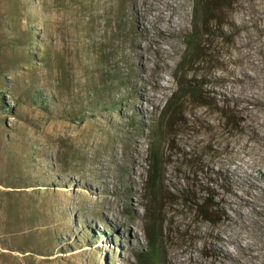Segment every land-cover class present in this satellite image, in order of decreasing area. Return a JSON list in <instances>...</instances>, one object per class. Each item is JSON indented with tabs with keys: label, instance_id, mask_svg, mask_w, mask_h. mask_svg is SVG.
<instances>
[{
	"label": "rangeland",
	"instance_id": "374dc122",
	"mask_svg": "<svg viewBox=\"0 0 264 264\" xmlns=\"http://www.w3.org/2000/svg\"><path fill=\"white\" fill-rule=\"evenodd\" d=\"M152 224L149 264H264V0H0V264H146Z\"/></svg>",
	"mask_w": 264,
	"mask_h": 264
},
{
	"label": "trees",
	"instance_id": "16d2710c",
	"mask_svg": "<svg viewBox=\"0 0 264 264\" xmlns=\"http://www.w3.org/2000/svg\"><path fill=\"white\" fill-rule=\"evenodd\" d=\"M205 14V13H204ZM206 25V19L199 20L196 18L195 27L198 25ZM162 160L161 153L157 149H153L150 155V168L148 173V186L150 188V192L153 196H156L159 192V185L161 180V171H162ZM214 197H207L200 203H198V211L199 213L208 221L216 223L219 220L218 212L215 209ZM147 240L149 244L150 253L146 255H142L143 262L149 264L151 261H155L158 257L159 250V233L156 230L154 224H152V228L147 231Z\"/></svg>",
	"mask_w": 264,
	"mask_h": 264
},
{
	"label": "bare ground",
	"instance_id": "6f19581e",
	"mask_svg": "<svg viewBox=\"0 0 264 264\" xmlns=\"http://www.w3.org/2000/svg\"><path fill=\"white\" fill-rule=\"evenodd\" d=\"M146 1V0H145ZM180 4H176L173 2H168L166 8L164 9H159L158 7L156 8V10L159 12L157 19H153L150 15L149 12H145L143 11V9L141 7H137L136 9H138V13L140 14V16L143 17V19H146V21H148L150 23V25H153L154 27H157L161 32H165L166 29L168 28H173L174 26H176L177 24V19H176V15H179L180 13ZM162 25V26H161ZM145 35H151L150 30H147V28L145 29ZM162 47H159V50L161 51ZM159 51V52H160ZM162 52V51H161ZM164 53V52H163ZM162 54V53H161ZM162 78V77H161ZM160 82V81H159ZM155 94V92H154ZM147 95H149L148 97L153 101L155 100V95H152L150 93H147ZM159 99V98H158ZM149 102V100H147ZM151 102V101H150ZM155 103V102H154ZM147 109V107H146ZM142 113V112H141ZM205 120V119H204ZM211 125V123H208ZM201 144V143H200ZM205 159V158H204ZM203 159V161H204ZM232 172V171H230ZM228 175V179L231 180L232 175H234L235 178V174L232 173L231 174H227ZM117 216V215H116ZM244 217V216H243ZM133 235L134 237H139L140 236V232L139 229L135 228L133 230Z\"/></svg>",
	"mask_w": 264,
	"mask_h": 264
}]
</instances>
